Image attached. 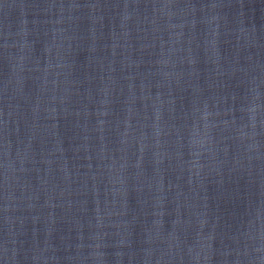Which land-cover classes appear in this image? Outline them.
<instances>
[{"label":"water","instance_id":"95a60500","mask_svg":"<svg viewBox=\"0 0 264 264\" xmlns=\"http://www.w3.org/2000/svg\"><path fill=\"white\" fill-rule=\"evenodd\" d=\"M0 264H264V0H0Z\"/></svg>","mask_w":264,"mask_h":264}]
</instances>
